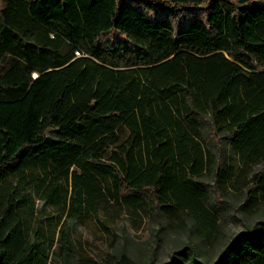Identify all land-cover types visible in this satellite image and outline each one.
Returning <instances> with one entry per match:
<instances>
[{
  "label": "trees",
  "instance_id": "trees-1",
  "mask_svg": "<svg viewBox=\"0 0 264 264\" xmlns=\"http://www.w3.org/2000/svg\"><path fill=\"white\" fill-rule=\"evenodd\" d=\"M162 1H206V13L174 23L140 0H0V171L42 170L40 197L66 214L56 237L42 232L29 193L0 185V264H47L54 244V264H135L124 249L77 253L68 219L109 196L142 206L145 191L167 212L169 199L205 211L186 167L210 164L218 199L248 175L264 199V0ZM27 15L29 26L10 27ZM105 54L140 65L114 68ZM211 264H264V219Z\"/></svg>",
  "mask_w": 264,
  "mask_h": 264
},
{
  "label": "rangeland",
  "instance_id": "rangeland-1",
  "mask_svg": "<svg viewBox=\"0 0 264 264\" xmlns=\"http://www.w3.org/2000/svg\"><path fill=\"white\" fill-rule=\"evenodd\" d=\"M139 3L150 13L154 9L164 11L174 23L182 21L191 13L204 17L207 8L206 1L195 7L164 5L162 0H140ZM31 23L32 18L27 15L9 25L21 31ZM112 36L113 32L106 33L98 38L97 43L106 46ZM101 62L114 68L140 65L134 56L123 54L117 58L105 54ZM26 151L32 149L26 148ZM252 167L255 172L261 169L256 164ZM211 168L207 163L198 175L192 174L189 167L185 168L188 178L197 181V186L203 190L205 211L169 199L167 202L173 203V211L167 212L160 202L152 201L148 191L140 194L142 206L116 201L109 196L101 201L96 212L81 219H68L72 223L71 236L75 251L101 260L107 254L124 249L135 264H162L171 260L188 264L189 257L186 254H192L205 264H211L231 237L242 233L246 226L264 219V199L259 190H250V175L233 184L228 183L218 199L213 192L215 182ZM43 178V171L36 168L0 171V185L29 193L31 226L35 228L41 220L38 223L40 229L56 237L66 214L61 213V207L40 197L39 183ZM65 186L63 183V188ZM189 243L193 246L190 247ZM54 248L55 244L48 250L47 264H54Z\"/></svg>",
  "mask_w": 264,
  "mask_h": 264
}]
</instances>
